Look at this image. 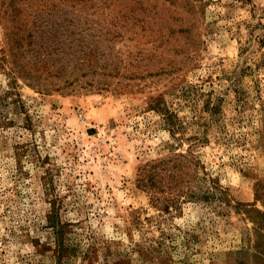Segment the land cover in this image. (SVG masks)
I'll list each match as a JSON object with an SVG mask.
<instances>
[{
  "label": "rangeland",
  "instance_id": "374dc122",
  "mask_svg": "<svg viewBox=\"0 0 264 264\" xmlns=\"http://www.w3.org/2000/svg\"><path fill=\"white\" fill-rule=\"evenodd\" d=\"M0 264H264V0H0Z\"/></svg>",
  "mask_w": 264,
  "mask_h": 264
},
{
  "label": "trees",
  "instance_id": "16d2710c",
  "mask_svg": "<svg viewBox=\"0 0 264 264\" xmlns=\"http://www.w3.org/2000/svg\"><path fill=\"white\" fill-rule=\"evenodd\" d=\"M144 25V24H143ZM144 27V26H142ZM149 30L151 29V31H155V34H151V32H149L150 35L154 36L156 35V38L153 39V42L155 43V45H153L151 51H150V58H159V60L162 59V57L164 56V50H161V51H157L153 48H156V47H159V46H162L166 41H165V36L167 35V31L164 30V27H162V25H158V28H154V27H151L150 26V22H147V26H146ZM168 27H169V24H168ZM186 27V26H185ZM170 29V28H169ZM187 28H184V27H178V26H171V31L170 32H180V31H186ZM121 31V30H119ZM120 35V32L115 35V36H118ZM149 35V36H150ZM159 39V42L157 44L156 40ZM153 50V51H152ZM85 51V50H84ZM88 56L90 57L91 54H95L97 55L99 52H100V55L103 54V50L100 51L99 47L98 48H95L94 50H88L86 48V51H85ZM48 55V54H47ZM92 58V57H91ZM51 59V57L49 58ZM85 59H86V56H85ZM90 59V58H89ZM106 60L108 61L109 60V56L106 55ZM64 69V68H63ZM79 70L81 71V73L79 74V76H76V79L75 80H80L81 77H84L85 75H94L92 78H95L96 75H103V74H106V73H109V69H108V63H105V64H102L101 65V68L100 69H97V68H94L93 65H88V66H85V65H82L81 67H79ZM162 71H166L165 68H161V70L159 71H156V72H162ZM73 70L69 72L68 74V68L65 67V75L67 77V79H69V77L71 75H73ZM115 72L116 74H119L121 72V66H115ZM141 76H144V75H141ZM103 81H101L100 79L97 81V83H95L94 85H100V83H102ZM47 83V82H45ZM44 82L43 83H36L35 86L37 87H43L44 88H47L48 87V84L46 85ZM52 84V83H50ZM54 84V83H53ZM69 84H71V82H69ZM55 88L56 89H63L65 88V85L67 84H55ZM159 109L161 110V112L164 114V119L168 121L169 120H173V118H176L177 115L174 114L173 112H171L167 107H163V106H158ZM157 107V108H158ZM177 119V118H176ZM188 155L190 154H187V153H182V152H177V153H174L173 156H171V162L173 161V164H176L178 167H184V163L188 162ZM158 164H167V161L166 160H162L160 163ZM158 164H153L151 168H148L146 166H144L141 170V174H140V182L144 183L143 185L147 188H150L151 189V186H152V183L156 184L155 183V180H154V175L157 173L155 171V168L158 166ZM180 169V168H179ZM149 182L151 184V186L149 185ZM153 187V186H152ZM49 221H50V224L51 226H53V229H54V233L56 235V238L60 241L61 239V235L63 234L64 230H63V227H64V224L61 220H59L58 218V212L55 210V209H52L50 214H49Z\"/></svg>",
  "mask_w": 264,
  "mask_h": 264
}]
</instances>
